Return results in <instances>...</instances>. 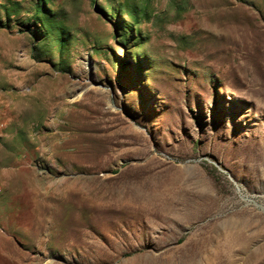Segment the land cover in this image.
<instances>
[{"label": "rangeland", "instance_id": "374dc122", "mask_svg": "<svg viewBox=\"0 0 264 264\" xmlns=\"http://www.w3.org/2000/svg\"><path fill=\"white\" fill-rule=\"evenodd\" d=\"M0 264H264V0H0Z\"/></svg>", "mask_w": 264, "mask_h": 264}]
</instances>
